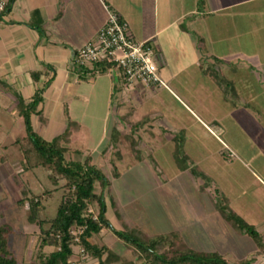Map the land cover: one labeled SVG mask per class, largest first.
I'll return each mask as SVG.
<instances>
[{"label":"rangeland","instance_id":"obj_1","mask_svg":"<svg viewBox=\"0 0 264 264\" xmlns=\"http://www.w3.org/2000/svg\"><path fill=\"white\" fill-rule=\"evenodd\" d=\"M218 24V21L213 22V25ZM190 31V37L186 35L180 41L174 40L164 50L169 60L167 66L158 65L161 78L168 88L127 86L120 80L119 92L109 115H105L101 101L93 109L90 117L93 121L90 124L93 128L92 145L95 141L97 145L102 136H105L104 144L94 158L95 164L103 170L111 183L106 192L108 217L119 231L123 230V224L137 227L149 236L180 231L187 247L198 252H219L226 255L230 263L253 258L254 264H263L264 252L259 245L248 237L245 238L246 241H242L237 236L234 228L215 210L213 198L217 189L220 192L222 174L221 162L216 155L218 151L225 149L218 138L227 146V154H233V160H241L251 173L263 176L264 83L255 84L258 90L256 96L259 98L255 104L251 99L245 100L247 109L243 115L232 112L230 104L223 100V93L213 90V84L205 76L204 70L211 68L219 71L218 77L222 78V65L217 64L219 60L215 59L220 52L210 50L208 39L196 27L190 28ZM178 43L182 44L181 49L178 48ZM212 62H216V65ZM168 76H174L177 87L167 79ZM220 80L228 83L224 78ZM230 86L229 94L233 95L232 101L236 104L238 99L235 83ZM152 90L158 91L165 112L160 105L149 104L142 96L143 91L153 95ZM115 103L121 104L117 113ZM0 105L3 107L0 119H5L8 124L0 127V226L10 231L9 249L17 264H36L39 229L28 220L29 204L18 205L17 201L25 196L40 195L54 189V186L43 168L24 169L25 156L12 142L17 137L26 135L25 125L18 122V115L7 112L6 109L10 108L8 100L0 97ZM157 111L165 118L168 115L175 117L172 123L177 136L184 138L186 135L188 138L183 147L185 157L180 159V168L173 156L174 143L166 137L157 136ZM144 117H148V121L133 134L132 146L129 139L131 129ZM211 119H215L216 123L211 124ZM202 122L218 138L211 135ZM238 123L244 125L243 131L237 126ZM219 125L225 127V134L215 127ZM116 130L120 132V136L111 149V140ZM29 157L31 161L37 158L34 151H31ZM66 157L84 159L87 154L69 151ZM114 165L120 175L118 179L114 177ZM190 167H196L211 176L213 187L205 188L202 181H194L186 170ZM244 171L239 170L241 174ZM251 178L243 175L241 180L249 185L253 183ZM254 189L255 196H259L257 187ZM62 199V190L46 198L42 219L54 218ZM259 200L264 201L260 196ZM117 211L122 216L121 221L116 217ZM258 218L261 219L259 216ZM92 241L100 246H108L116 254L137 264L142 263L134 247L122 242L112 231L105 230ZM237 247L238 250L231 256L225 253L229 248ZM45 251L49 253L52 250ZM75 252L74 260H78L80 249L75 248ZM82 264H98V261L86 259Z\"/></svg>","mask_w":264,"mask_h":264},{"label":"crops","instance_id":"obj_2","mask_svg":"<svg viewBox=\"0 0 264 264\" xmlns=\"http://www.w3.org/2000/svg\"><path fill=\"white\" fill-rule=\"evenodd\" d=\"M4 1L7 4L13 1L10 11L0 15V97L10 102L7 112L18 115V122L24 124L18 97L30 102L36 92L48 83L40 107L42 117H32L34 129L45 140L53 141L67 130L70 120L78 123L80 129L73 135L67 148L83 155L86 153L87 157L92 156L94 163L105 136L97 145L96 141L92 145L93 128L90 124L93 121L90 117L98 101L102 102L105 115H109L122 78L118 71L101 74L94 71L93 65L78 67L75 55L105 26L108 10L117 12L129 24L137 41L152 43L161 67L169 63L164 50L174 40L180 41L186 35L190 37V28L196 27L208 39L210 50L220 52L215 59L219 60L217 64L222 65V78L229 84L235 83L236 104L232 101L233 95L229 94L231 86H220L216 81L219 71L211 68L204 70L205 76L213 84L211 88L223 93V100L230 104V110L243 115L247 109L245 100L251 99L255 104L259 98L255 84L264 83V0H206L203 13L198 12L199 0ZM215 21L219 24L213 25ZM178 48H182L181 43H178ZM212 64L216 65V62ZM159 73L161 76L160 70ZM36 74H39L37 80ZM167 79L174 87L178 86L174 76ZM122 84L125 85L124 82ZM152 92L153 95L143 91L142 96L149 104L160 105L165 112L158 91ZM120 105L115 103L116 113ZM1 109L3 107L0 105ZM157 113V136L166 137L176 148L178 136L172 123L175 117L168 115L165 118L159 111ZM210 122L216 123L215 119ZM4 125L8 124L1 118L0 127ZM203 125L211 135L217 137L206 123ZM237 126L243 131V124L238 123ZM215 127L226 131L223 125ZM184 138L183 147L188 141L186 135ZM218 140L225 148L216 155L222 171L220 192L228 200L230 208L247 224L255 227L264 239V201L259 200V196L264 199V170L263 176L251 173L241 160H233V154H227L225 143ZM240 169L245 170L244 174L239 172ZM243 175L252 177L253 183L245 184L241 180ZM254 187L258 189V198ZM236 234L242 241L248 237ZM237 250L238 247L229 248L228 251L224 249L229 256ZM221 255L226 259V255Z\"/></svg>","mask_w":264,"mask_h":264},{"label":"trees","instance_id":"obj_3","mask_svg":"<svg viewBox=\"0 0 264 264\" xmlns=\"http://www.w3.org/2000/svg\"><path fill=\"white\" fill-rule=\"evenodd\" d=\"M13 1L7 4L5 13L10 11ZM198 12L203 13L206 8V0L198 1ZM94 71L106 74L113 70V64H94ZM36 80L39 74L35 75ZM216 78L220 86H230ZM46 86L32 97L30 102L18 97L19 111L24 119L26 135L19 137L13 143L25 156L24 169L43 168L48 172V179L54 189L32 197L25 196L20 204H29L28 220L39 229L37 233L38 248L36 264H82L86 259L97 260L98 264H137L121 255L116 254L106 245L93 243L95 236L103 231H112L122 242L128 244L137 251L141 264H254L255 259H243L236 263H230L218 252L202 253L188 248L180 231L149 236L137 227L123 224V230H117L108 217L107 194L111 183L103 170L94 163L92 156L82 159H68L67 145L70 144L73 135L79 131L80 125L74 121L68 122L67 130L53 141H47L34 129L33 116L42 117L40 109L44 102V90ZM148 121V117L136 123L131 129L129 138L132 146L133 134ZM120 132L111 140L113 145L118 142ZM183 138L176 139L174 158L178 168L180 159L185 157L183 150ZM31 151L36 154V160L29 158ZM192 178L202 181L205 188H212V178L196 167L186 168ZM114 177H120L115 165ZM63 183V184H62ZM63 191V199L59 205L57 214L52 219H42L41 213L46 209V198L52 197L57 191ZM213 198L215 209L223 216L238 234H245L256 242L264 252V239L260 232L247 224L237 215L228 203V200L217 189ZM116 217L122 220L117 211ZM9 230L0 226V264H17L13 253L9 249ZM75 248H79L78 260ZM51 249V252H46Z\"/></svg>","mask_w":264,"mask_h":264},{"label":"built area","instance_id":"obj_4","mask_svg":"<svg viewBox=\"0 0 264 264\" xmlns=\"http://www.w3.org/2000/svg\"><path fill=\"white\" fill-rule=\"evenodd\" d=\"M7 8V2L0 0V15ZM97 63L113 64L127 86L140 84L146 88H168L160 76L157 55L150 41H137L129 24L112 10L108 19L95 38L79 49L75 64L85 67Z\"/></svg>","mask_w":264,"mask_h":264},{"label":"water","instance_id":"obj_5","mask_svg":"<svg viewBox=\"0 0 264 264\" xmlns=\"http://www.w3.org/2000/svg\"><path fill=\"white\" fill-rule=\"evenodd\" d=\"M264 264V263H263Z\"/></svg>","mask_w":264,"mask_h":264}]
</instances>
